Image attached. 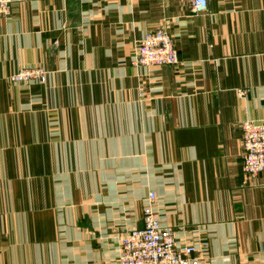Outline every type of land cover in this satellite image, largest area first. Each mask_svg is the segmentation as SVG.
Wrapping results in <instances>:
<instances>
[{"label": "crops", "instance_id": "1", "mask_svg": "<svg viewBox=\"0 0 264 264\" xmlns=\"http://www.w3.org/2000/svg\"><path fill=\"white\" fill-rule=\"evenodd\" d=\"M165 27L180 63L135 66ZM22 67L47 81L11 82ZM264 0H14L0 15V264H119L151 205L207 264L264 262ZM155 198L150 199L151 193Z\"/></svg>", "mask_w": 264, "mask_h": 264}, {"label": "built area", "instance_id": "2", "mask_svg": "<svg viewBox=\"0 0 264 264\" xmlns=\"http://www.w3.org/2000/svg\"><path fill=\"white\" fill-rule=\"evenodd\" d=\"M186 1L194 14H202L208 9V0ZM13 2L0 0V15H10ZM133 63L135 66L178 65L180 59L170 32L162 27L148 31L136 40ZM47 75L42 67H22L8 79L11 82L45 83ZM241 127L245 149L243 170L254 177L264 172V120H244ZM153 198L152 192L150 199ZM196 251L193 244H179L173 228L164 227L159 214L148 205L143 225L131 229L120 240L119 264H207L206 258L195 254Z\"/></svg>", "mask_w": 264, "mask_h": 264}]
</instances>
